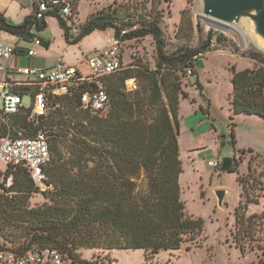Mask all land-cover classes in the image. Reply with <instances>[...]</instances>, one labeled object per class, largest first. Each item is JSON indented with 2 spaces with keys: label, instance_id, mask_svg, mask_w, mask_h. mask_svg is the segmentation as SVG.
<instances>
[{
  "label": "trees",
  "instance_id": "16d2710c",
  "mask_svg": "<svg viewBox=\"0 0 264 264\" xmlns=\"http://www.w3.org/2000/svg\"><path fill=\"white\" fill-rule=\"evenodd\" d=\"M164 2L170 5L172 0H151V9L141 13L130 3L110 6L92 13L74 37L57 13L51 14L69 44L96 31L113 30L119 37L130 29L124 40L132 44L152 36L156 67L127 56L124 70L106 81L110 110L105 117L83 111L77 97L51 94L43 115L33 117V107L13 115L0 113V141L44 135L50 151L41 184L24 164L6 165L0 183V251L22 257L55 249L73 264H89L80 260L81 250H144L149 261L202 235L203 221L188 216L181 200L177 115L180 100L188 97L183 79L209 51L211 37L202 48L185 44L168 53L160 27ZM31 19L15 27L0 13V27L22 36ZM193 32L191 19L183 13L178 38L191 40ZM248 57L252 68L233 73L230 111L264 120V55ZM129 80L136 81L137 91H127ZM232 137L235 142L234 132ZM9 179L12 185L7 187ZM238 181L244 192L234 214L233 243L244 254L255 248L263 252L264 213L247 217L246 211L253 203L250 191L258 185L264 190V173L256 177L251 162L250 174ZM40 193L46 202L33 206L32 197Z\"/></svg>",
  "mask_w": 264,
  "mask_h": 264
},
{
  "label": "rangeland",
  "instance_id": "374dc122",
  "mask_svg": "<svg viewBox=\"0 0 264 264\" xmlns=\"http://www.w3.org/2000/svg\"><path fill=\"white\" fill-rule=\"evenodd\" d=\"M63 1L77 4L78 15L74 17L71 25L65 23L73 37L78 35L92 13L110 6L130 3L138 7L140 13L145 7L148 11L151 9V0ZM34 2L35 0H0V13L8 25L24 27L26 20L32 16ZM160 10L163 11L160 27L168 53L175 52L185 44L193 49L202 48V44L206 45L210 26L202 19H196L202 12L200 0H172L170 5L162 3ZM183 13L194 25L191 40L179 39L177 36ZM45 22L46 28L41 23L34 30L43 43L53 44V53L45 54V58H36L37 66L43 69L45 65L51 66L59 56H63L68 63H76L84 73H88L86 57L108 46L115 35L113 30L94 32L80 41L82 52L76 44L67 43L64 30L56 17L50 15ZM246 24L243 22L239 27L246 29ZM216 30L221 32L219 38L222 41L213 48L212 45L215 44L211 40L217 37ZM0 34L11 38L12 41H8V44L14 46L20 42V48L41 52L33 44V36L24 39L5 31ZM106 38L112 39L106 41ZM248 42V46H244L239 33L233 30L227 32L221 28L214 29L209 51L200 56L199 62L194 63L193 70H188L183 79V90L188 97L180 100L177 115L180 160L183 166L180 177L181 200L185 203L188 216L203 221L202 235L195 242L184 244L179 251L163 252L149 261L145 258L144 250H81V261L89 264H258L263 259L264 262V250L261 252L255 248L254 251L248 250L244 254L233 243L232 238L235 210L244 192V186L238 179H244L250 174V163L253 160L258 157L264 160V120L258 116H233L230 111L233 91L231 79L234 71L241 72L252 68L253 62L248 57L249 53L264 55L255 38H248ZM130 48L137 51L139 60L148 63L152 69L156 67V42L152 36L136 40ZM43 51L46 49L43 48ZM128 54L130 52H126V57ZM23 102L26 108L33 106L30 95H25ZM211 161H219L220 168H210L208 163ZM6 165L0 160V183ZM245 187L249 191V186ZM261 189L258 185L255 190L250 191L249 199L253 203L248 206L247 217L264 213V190ZM44 190L46 188L42 189ZM217 191L226 192L223 207L219 206ZM45 202L41 193L35 194L31 199L33 206H41Z\"/></svg>",
  "mask_w": 264,
  "mask_h": 264
},
{
  "label": "built area",
  "instance_id": "2783aa9c",
  "mask_svg": "<svg viewBox=\"0 0 264 264\" xmlns=\"http://www.w3.org/2000/svg\"><path fill=\"white\" fill-rule=\"evenodd\" d=\"M52 13H57L64 23L71 25L77 11L73 4L63 0H35L31 23L20 37L27 39L28 36H33L32 42L36 46H41L42 41L37 38L34 30L39 28V25ZM136 29L134 27L131 30ZM230 30L239 33L243 45L248 46V37L243 36L231 25L227 32ZM128 32L123 30L121 35L114 37L108 46L96 50L86 57L85 66L88 73H84L79 67L70 65L60 58L49 69L38 70L30 67L18 69L15 75L22 79L15 80L10 78V61L18 53L19 48L4 43L0 37V113L6 115L19 113L26 108L23 100L24 96L28 94L33 99V117L43 115L46 112L47 97L51 94L77 97L83 111L105 117L110 110V96L106 87L107 79L124 70L126 52H130L129 57L138 58L137 51L130 49L132 42L124 40ZM216 32L217 37L211 40L215 44L212 45L213 48L219 43L221 35L218 30ZM26 55L35 57L37 53L29 49L26 51ZM126 87L129 92L138 90L135 80L127 81ZM0 160L11 166L24 164L32 171L35 182L41 184L45 180L43 169L50 161L48 141L44 135H40L38 138L14 139L9 136L0 141ZM208 166L218 169L221 163L211 161ZM252 171L256 177L264 173V160L256 158L252 163ZM11 185L12 182L9 179L7 187ZM0 263L73 264L55 249H46L22 257L0 251Z\"/></svg>",
  "mask_w": 264,
  "mask_h": 264
},
{
  "label": "water",
  "instance_id": "95a60500",
  "mask_svg": "<svg viewBox=\"0 0 264 264\" xmlns=\"http://www.w3.org/2000/svg\"><path fill=\"white\" fill-rule=\"evenodd\" d=\"M202 12L196 16L197 21L202 19L209 26V38L214 29L228 30L229 25L239 26L247 23V28L256 39L264 45V0H200ZM213 22V26L210 25ZM264 51V50H263ZM225 191H217L219 206L223 207Z\"/></svg>",
  "mask_w": 264,
  "mask_h": 264
},
{
  "label": "crops",
  "instance_id": "0c3cea01",
  "mask_svg": "<svg viewBox=\"0 0 264 264\" xmlns=\"http://www.w3.org/2000/svg\"><path fill=\"white\" fill-rule=\"evenodd\" d=\"M78 13V12H77ZM2 31H4V30H2L1 29V27H0V33L2 32ZM5 32H7V31H5ZM7 33H9V32H7ZM9 34H11V33H9ZM114 36L115 35H113L112 36V38H114ZM0 37H1V39H2V41L4 42V43H6V44H8L7 42L8 41H10L11 40V38H9V37H6V36H3V35H1L0 34ZM112 38H106L105 40L106 41H110ZM12 41V40H11ZM21 42H22V40H21ZM19 44H20V42L18 43V44H15L14 46H18V48H19V51H18V53L11 59V61H10V78L11 79H22V77H20V76H18V75H15V72L18 70V69H23V68H27V67H30V68H34V69H38V70H45V69H49V68H52L54 65H55V63L57 62V60L58 59H60V58H63L64 59V61L65 62H67L66 61V59L63 57V56H59L58 57V59L57 60H55V62L51 65V66H49V65H45L46 67H45V69H43V68H40V67H38L37 66V62H36V58L39 56V57H43V58H45V56L46 55H49L50 53H53V51H52V42H42V45L41 46H36L34 43V45L36 46V48H38V50H40L41 52H37L35 49H31V50H34V51H36V53H37V55L35 56V57H28L27 55H26V49H23V48H20V46H19ZM8 45H11V44H8ZM13 46V45H12ZM75 46H77L78 47V49H80V51H82L83 52V48L81 47L82 46V44H81V42H79L78 44H76ZM74 46V47H75ZM43 48H45L46 49V51H43ZM104 48V47H103ZM46 54V55H45ZM68 63V62H67ZM68 64H70V65H73V66H76V67H79L76 63H73V62H71V63H68ZM28 95V94H27Z\"/></svg>",
  "mask_w": 264,
  "mask_h": 264
},
{
  "label": "bare ground",
  "instance_id": "6f19581e",
  "mask_svg": "<svg viewBox=\"0 0 264 264\" xmlns=\"http://www.w3.org/2000/svg\"><path fill=\"white\" fill-rule=\"evenodd\" d=\"M213 22H210V25L213 26ZM232 27H235L243 36L245 37H248V38H254L253 35L251 34V31L249 28H246V29H242L240 28L239 26L235 25V24H232L231 25ZM256 42L258 44V47L261 49V50H264V45H263V41L259 40V39H256Z\"/></svg>",
  "mask_w": 264,
  "mask_h": 264
}]
</instances>
